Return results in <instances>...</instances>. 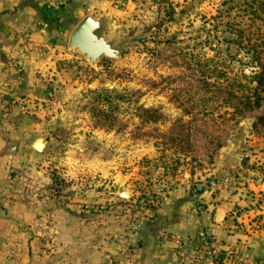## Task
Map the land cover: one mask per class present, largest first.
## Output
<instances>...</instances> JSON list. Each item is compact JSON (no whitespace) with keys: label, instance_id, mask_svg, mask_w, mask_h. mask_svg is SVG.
<instances>
[{"label":"crops","instance_id":"obj_1","mask_svg":"<svg viewBox=\"0 0 264 264\" xmlns=\"http://www.w3.org/2000/svg\"><path fill=\"white\" fill-rule=\"evenodd\" d=\"M143 2L0 0V264H105L109 258L113 264H188L200 229L221 251L238 241L227 216L222 225L213 216L229 201L205 185L194 193L185 171L155 186L154 202L139 209L144 220L133 228L134 216L125 209L142 190L133 186L137 168L128 169L127 155L120 150L109 161L93 148L106 146L107 131L95 129L88 116L76 123L71 144L61 138L69 126L64 97L95 89L85 82L90 74L82 59L68 53L72 32L91 14L106 21L104 35L112 42L111 31L145 18ZM43 11L52 26L44 23ZM38 140L44 142L41 152L33 149ZM151 152L134 163L153 158ZM161 187L165 197H158ZM248 240L240 241L264 259V235Z\"/></svg>","mask_w":264,"mask_h":264},{"label":"rangeland","instance_id":"obj_2","mask_svg":"<svg viewBox=\"0 0 264 264\" xmlns=\"http://www.w3.org/2000/svg\"><path fill=\"white\" fill-rule=\"evenodd\" d=\"M143 4L146 16L138 19L137 26L109 33L116 44L126 40L123 63L103 60L92 69L82 60L90 74L85 82L95 89L64 97L63 115L69 126L63 127L61 138L71 144L75 125L85 116L102 130L93 117L111 115L114 126L106 129V146L92 147L106 153L109 161L118 151L125 153L128 169L140 168L138 175L136 171L131 176L138 190L154 179L158 163L196 161L193 192L203 184L213 188L221 201H229L230 206L218 208L213 216L222 212L232 224L230 230L237 232L238 241L231 249L240 251L241 259L248 253L256 264H264L240 241L264 235V127L253 129L264 117V99L256 111L239 104L242 93L237 82L250 83L256 69L246 52L237 54L231 44L242 22L240 13L248 15L251 6L248 10L239 0H144ZM247 18L243 25L250 23ZM141 108L154 112L144 115ZM181 126L193 128L191 153L166 145L165 140L177 135ZM146 151L154 152V157L134 163ZM189 167L185 165L186 173ZM210 179L217 184L209 185Z\"/></svg>","mask_w":264,"mask_h":264},{"label":"trees","instance_id":"obj_3","mask_svg":"<svg viewBox=\"0 0 264 264\" xmlns=\"http://www.w3.org/2000/svg\"><path fill=\"white\" fill-rule=\"evenodd\" d=\"M239 1H242V3L246 5V9H248V6H251V11H249L250 13H248V15H244L243 12H241V15H239L242 22L244 20L243 18L248 17L247 19L250 23L243 25L241 22L239 24V29L236 32L237 37L231 44L235 45L237 54L246 52L245 55H248L251 58H249L251 60L250 64L256 69V72L250 79V83L243 84L241 82V84H239V82H237L239 91H241L242 93L239 97V104H243L247 111H256L260 109L262 100L264 99V1L252 0V3L250 0ZM248 3H250L251 5H249ZM47 12H41V17L43 18L44 23L47 26H52L54 24V20L51 19L49 12ZM227 43L229 44V42ZM253 84L255 85V87H253ZM91 94L94 95L95 93L92 92ZM141 111L144 115L154 112L149 109L142 108ZM242 112L243 111H241L240 114ZM95 117H93L96 120L95 124H97L102 129L106 130L109 128H113L114 125L111 123V115L100 113ZM259 125L264 127V117H259L257 119V121L253 124V129L257 130V127ZM192 131V126H181L177 135L171 136L169 137V139L165 140L167 141L166 145H171L177 152L179 151L180 153H191L193 151L192 141H190ZM200 185H202V189H204V185ZM198 187L199 185L196 186V194L199 193ZM125 213L127 215H131L126 209ZM130 219L132 218L130 217ZM226 247H229L228 249H231L232 246L230 247L226 245ZM228 249L224 251L222 250L223 252H221L225 253L228 251ZM235 252L240 253V251L238 250H235ZM243 256L247 257L248 253H243Z\"/></svg>","mask_w":264,"mask_h":264},{"label":"built area","instance_id":"obj_4","mask_svg":"<svg viewBox=\"0 0 264 264\" xmlns=\"http://www.w3.org/2000/svg\"><path fill=\"white\" fill-rule=\"evenodd\" d=\"M60 4V2H58ZM122 5L123 3L120 2ZM185 161H179L177 165H172L170 160L167 162L158 163L154 169L152 174L154 175V179H151L148 183L144 184V189H142L141 197L136 199L133 204H129L126 207V210L134 216V221L132 223V227L135 229H139L143 217H141V213L139 209L148 208V205H151L155 200V186L161 185L166 182L171 176L182 175L183 171L186 172V167L190 165V170L188 169V174L192 177L196 172V161L191 160L190 158H185ZM193 167V170H192ZM167 183V182H166ZM164 187V186H163ZM166 190L164 188H159L158 197H165ZM157 197V196H156ZM138 213V214H137ZM174 244L177 247H181L183 242L180 238H176L174 240ZM235 248L228 250L225 253H222L218 247L217 241L211 235L209 231L206 229H200L197 233L195 240L190 243L189 246V257L188 264H226L225 259H228L232 262V264H256L253 259L249 257H244L241 259L240 253L235 252ZM224 257V259L222 258ZM114 260L109 258L105 261V264H113ZM230 263V262H228Z\"/></svg>","mask_w":264,"mask_h":264},{"label":"water","instance_id":"obj_5","mask_svg":"<svg viewBox=\"0 0 264 264\" xmlns=\"http://www.w3.org/2000/svg\"><path fill=\"white\" fill-rule=\"evenodd\" d=\"M107 23L103 19H99L89 14L86 15L72 32L68 53L80 57L89 67L96 69L100 62L109 60L116 64L123 63V51L125 49L126 40L119 43L109 42L105 38V30ZM44 147L43 140L35 142L33 149L41 152ZM209 185L213 184V180H209ZM202 185H199L198 191L202 192ZM225 216L222 212H218L215 216V224L222 225Z\"/></svg>","mask_w":264,"mask_h":264}]
</instances>
